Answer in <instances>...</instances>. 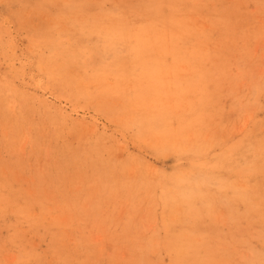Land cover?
Wrapping results in <instances>:
<instances>
[{
  "label": "rangeland",
  "instance_id": "rangeland-1",
  "mask_svg": "<svg viewBox=\"0 0 264 264\" xmlns=\"http://www.w3.org/2000/svg\"><path fill=\"white\" fill-rule=\"evenodd\" d=\"M0 264H264V0H0Z\"/></svg>",
  "mask_w": 264,
  "mask_h": 264
}]
</instances>
